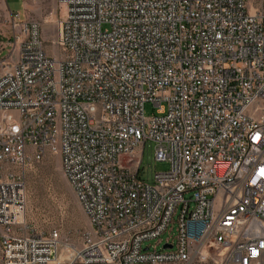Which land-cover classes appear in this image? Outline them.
<instances>
[{
  "label": "built area",
  "instance_id": "1",
  "mask_svg": "<svg viewBox=\"0 0 264 264\" xmlns=\"http://www.w3.org/2000/svg\"><path fill=\"white\" fill-rule=\"evenodd\" d=\"M59 3L58 56L37 21L0 42V264H264V0ZM147 145L168 169L144 180ZM45 152L88 220L77 246L25 223Z\"/></svg>",
  "mask_w": 264,
  "mask_h": 264
},
{
  "label": "rangeland",
  "instance_id": "2",
  "mask_svg": "<svg viewBox=\"0 0 264 264\" xmlns=\"http://www.w3.org/2000/svg\"><path fill=\"white\" fill-rule=\"evenodd\" d=\"M2 4L11 12L19 15L21 22L37 21L41 23V36L45 48L53 56L59 51L51 45L58 34V21L64 14V7L59 0H2ZM9 20L0 17V42L10 38ZM159 108L146 103L143 107L145 117L157 115ZM149 146L147 145L142 161V178L149 180L152 172H162L168 169V164L153 162L147 166ZM25 189V223L36 231L59 232L62 241L75 246L79 245L90 232L88 220L79 206L70 186L64 179L57 154L45 152L37 162H31L21 169ZM189 195H185L187 198ZM176 226L170 225L161 239H171L175 236ZM153 239L143 243V247L150 245L151 250L156 246Z\"/></svg>",
  "mask_w": 264,
  "mask_h": 264
},
{
  "label": "crops",
  "instance_id": "3",
  "mask_svg": "<svg viewBox=\"0 0 264 264\" xmlns=\"http://www.w3.org/2000/svg\"><path fill=\"white\" fill-rule=\"evenodd\" d=\"M5 17L9 21L13 18H19L18 14H14L11 12H7V9L2 4V0H0V17ZM8 49L0 46V61H2L7 56Z\"/></svg>",
  "mask_w": 264,
  "mask_h": 264
},
{
  "label": "snow or ice",
  "instance_id": "4",
  "mask_svg": "<svg viewBox=\"0 0 264 264\" xmlns=\"http://www.w3.org/2000/svg\"><path fill=\"white\" fill-rule=\"evenodd\" d=\"M262 175H264V171H262V173H261Z\"/></svg>",
  "mask_w": 264,
  "mask_h": 264
},
{
  "label": "water",
  "instance_id": "5",
  "mask_svg": "<svg viewBox=\"0 0 264 264\" xmlns=\"http://www.w3.org/2000/svg\"><path fill=\"white\" fill-rule=\"evenodd\" d=\"M168 247H170V246H168Z\"/></svg>",
  "mask_w": 264,
  "mask_h": 264
}]
</instances>
